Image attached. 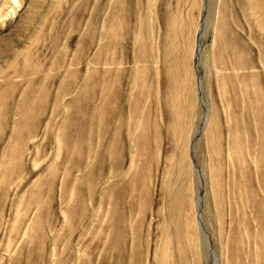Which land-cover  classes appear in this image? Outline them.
I'll list each match as a JSON object with an SVG mask.
<instances>
[{"label": "rangeland", "instance_id": "rangeland-1", "mask_svg": "<svg viewBox=\"0 0 264 264\" xmlns=\"http://www.w3.org/2000/svg\"><path fill=\"white\" fill-rule=\"evenodd\" d=\"M0 264H264V0H0Z\"/></svg>", "mask_w": 264, "mask_h": 264}, {"label": "water", "instance_id": "water-1", "mask_svg": "<svg viewBox=\"0 0 264 264\" xmlns=\"http://www.w3.org/2000/svg\"><path fill=\"white\" fill-rule=\"evenodd\" d=\"M199 53H200V42L197 39V43H196V48H195V54H194V59H193V66H194V71H195V76L197 78V84L199 85V73L197 71V62L199 59Z\"/></svg>", "mask_w": 264, "mask_h": 264}, {"label": "bare ground", "instance_id": "bare-ground-1", "mask_svg": "<svg viewBox=\"0 0 264 264\" xmlns=\"http://www.w3.org/2000/svg\"><path fill=\"white\" fill-rule=\"evenodd\" d=\"M196 179V178H195ZM201 228V227H200ZM202 237V236H201ZM205 237V236H204ZM211 262H212V260H211Z\"/></svg>", "mask_w": 264, "mask_h": 264}]
</instances>
